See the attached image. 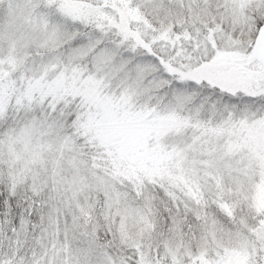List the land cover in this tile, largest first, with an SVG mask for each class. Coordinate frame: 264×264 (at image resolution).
<instances>
[{
  "label": "snow or ice",
  "instance_id": "1",
  "mask_svg": "<svg viewBox=\"0 0 264 264\" xmlns=\"http://www.w3.org/2000/svg\"><path fill=\"white\" fill-rule=\"evenodd\" d=\"M0 264H264V0H0Z\"/></svg>",
  "mask_w": 264,
  "mask_h": 264
}]
</instances>
